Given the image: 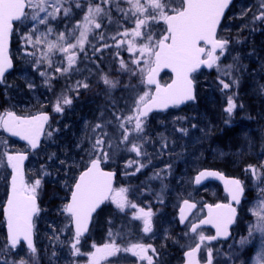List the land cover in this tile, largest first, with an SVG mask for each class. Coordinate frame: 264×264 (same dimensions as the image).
Segmentation results:
<instances>
[{"label":"snow or ice","instance_id":"1","mask_svg":"<svg viewBox=\"0 0 264 264\" xmlns=\"http://www.w3.org/2000/svg\"><path fill=\"white\" fill-rule=\"evenodd\" d=\"M231 3L232 0H0V85H6V73L14 68V57L9 54L13 35L21 41L24 62L44 79L49 90L57 74L71 75L80 71L76 67L78 57L81 54L86 57L85 43L89 33L95 30H101L98 35L105 41L104 47L111 48L103 29L115 25L114 34L107 39L113 41L117 57L121 50L130 54L127 60L118 61L120 73L128 77L127 83L114 80L108 74L102 77L109 90L122 84V91L128 95L120 98L122 104L110 98L107 106L99 110L96 122L75 145L83 153L79 159L70 162L67 155L64 159L55 153L47 156V161L57 166V174L60 170L64 172L63 184L67 191L62 207L57 208L63 221L49 226L48 239L53 249L50 264L59 260L58 253L64 249H67V264H123L129 259L127 254L135 258L132 264H164V254L153 244L142 240L125 243V225L117 228L114 219L106 221V242L89 243L90 225L95 226V217L110 203L115 206L117 216L139 221L142 233H153L156 212L146 195L151 194L159 204H164L162 193L167 188L165 181L172 165L153 171L147 181L137 187H114L118 171L112 165L124 160L123 175L136 176L149 167L152 153L159 156L166 151L174 152L178 139L187 138L190 129H197L196 123L185 126L189 121L186 116L174 117L167 135L153 134L149 123L154 110L179 108L196 101L197 74L202 68H215L217 72L218 86L226 96L225 124L231 123L237 107L243 108V104L236 103L238 91L231 94L226 91L238 90L247 71L241 55L233 54L234 43L241 41H233L220 33L221 21ZM77 13L82 14L81 18L70 25ZM256 21L264 24V0L251 18L253 24ZM60 24L63 30H58ZM157 26H162L159 31ZM100 50L93 45V54ZM229 58L231 62L225 63ZM164 69L172 73L170 82L161 83L158 79ZM133 80L138 83H132ZM89 86L85 78L77 80L74 88L69 87L67 91L75 92L78 98L80 89ZM10 87L12 85L5 86V93ZM27 87L32 90L36 85L28 82ZM258 88L264 94V84ZM72 102V96L62 93L56 97L53 110L63 113ZM49 119L44 112L21 115L14 109H4L0 111V129L26 141L30 150H36ZM55 131L59 129H52L47 135L52 137ZM200 131L207 135L205 129ZM7 147L6 140L0 139V176L7 186L6 200L0 205L7 228L4 242L0 243V264H39L33 230L35 218L42 211L38 203L42 181L51 172L47 165H41L34 174L26 173L24 162L28 153L8 151ZM244 172L257 195L249 209L254 222L249 224L248 235L237 243L242 248L258 233L261 246L256 264H264V161L246 165ZM210 177L223 180L230 200L241 204L248 187L245 181L225 179L218 171L204 170L195 176V184ZM151 181H160L159 192L152 190ZM138 194L145 199L138 201ZM204 208L206 215L197 220H189L188 215L197 209L196 202L184 199L179 209V223L185 226V231L173 242L179 244L180 239L188 238L187 244H179L184 249L181 264H229L230 260H237L235 251L225 260H217L220 250L211 244L219 238L230 237L229 229L236 222L237 208L231 203H216L203 204L199 210L202 212ZM203 225H212L215 234L206 235ZM165 238L171 239L170 236Z\"/></svg>","mask_w":264,"mask_h":264},{"label":"rangeland","instance_id":"2","mask_svg":"<svg viewBox=\"0 0 264 264\" xmlns=\"http://www.w3.org/2000/svg\"><path fill=\"white\" fill-rule=\"evenodd\" d=\"M260 2L261 0H237L220 31L221 35L225 37H231L233 41L237 39L242 41V39H240V36H244V48L248 49L247 46L250 45L253 41H255V36L260 33H264V24H261V26L255 28L258 22L256 21L255 24L251 22L253 14L258 11V6ZM243 13H246V15H243L242 17ZM75 19L70 21V25L75 23ZM245 24H247L248 27H244ZM161 27L162 26H157V30L159 31ZM105 32L107 43L112 42L114 46V48L110 51V57L106 60L107 64L109 65L105 67V70L109 68V72L107 74L110 76V78L114 80H119V76H121L122 74L119 71L118 61L120 58L127 60L130 54L121 50L120 57H117V49L113 41L107 39L108 36L114 34L115 25H112L109 28H105ZM13 42L14 44L11 53L14 57V60L18 62V66L17 69L6 78V85H12V87L8 88L7 92L5 93L6 85H0V101L2 102L0 110L3 111L4 109H10L11 107L12 109L17 108L18 110L24 111V114H31L35 111L44 110L45 103L42 95L44 92V79L40 77L36 72H34L32 68L24 62L23 53L22 51H20L21 41L19 40V37L17 35H14ZM239 45L240 43H234L233 47L235 49V53L237 52L236 49ZM121 53L124 54L121 55ZM249 53L252 52L249 50L245 52L248 57L250 56ZM98 73V71L93 72L94 80H96V75L97 78L100 76V74ZM197 75V88L199 90V93L201 95H206L205 93L206 91H208V86L206 84L207 78L205 79V76H203V74ZM122 76H125L126 81H124V83H127L128 77L126 75ZM243 76H247L246 78L249 79L250 82L252 80L255 81L254 88H256V90L258 89L259 83L264 84V80L259 82V78L261 77L256 71L247 70L243 74ZM169 79V75L163 76L162 82H167ZM99 80H102V77ZM28 82H33L36 85L35 89L30 90L27 87ZM132 83L135 84L138 83V81L133 80ZM103 85L104 84L98 85V89H100ZM115 90L110 91L112 99H116L122 104L123 101L120 100V98L122 96L126 97L128 93L120 90ZM12 95L16 96V102L11 99ZM258 96L263 97L264 94H261L258 90ZM7 97L11 99V102L9 100L7 101ZM104 97V95L102 98L99 96V98L101 99H104ZM92 104L94 106L90 107L88 111H86L85 109H81V104H76V106H73L66 113V116H63L55 125H53L50 130L59 129V131L53 132L52 137H49L48 135L46 136L41 150L35 153L34 158L31 160L28 166V174H34L37 170L41 168V165H47L48 171L51 172V175L45 177L44 180L46 181L47 185H56L60 188V192L57 193V195L55 196V200L52 204H48L45 195V201L43 202V207L41 208L42 211L35 219V228L37 236L36 248L38 250V256H43L42 259H45L47 263H50V255L53 250L50 246V242L48 239V234L50 232L49 226L53 223L60 224L63 221V217L58 214L57 208L62 207L64 198L67 195L66 188L63 184L64 172L60 170L59 174H57V166L47 161V156L51 153H55L60 159H64L65 155H67L70 162L72 160L79 159V157L83 153L79 152L76 149L75 145L77 141L81 138L82 135L85 134L87 130H90V126L96 122V118L99 115V110L107 106L105 103L102 104L100 101H97L96 103L92 102ZM195 105L196 103L188 106L186 109L183 110L174 109L166 113H156L150 116L149 130L153 134L164 133L165 135H167V133L170 132L172 129L173 118L177 116L189 117V121L185 126H190L191 123H196L198 125L197 129H190V134L187 138L178 139L177 144L175 145L174 152L166 151L161 155L157 156L155 155V153H152V149L149 148V152L152 153L151 164L149 165V167L145 168L141 173L137 174L142 175L141 180L147 181V178L153 173V171L164 169L166 165L171 164L172 167L170 169V175H168V178L165 181L167 188L162 193V196H164L165 198H167L169 195L168 199L169 201H172L171 203H168L169 205L177 206L179 205L181 200L187 196L186 185L188 182L189 170H199V168L202 167V161L203 159H205V157H210L209 159H206L208 160V162L210 161V163L214 162L217 158H219L220 161H224L225 159L231 157L232 159L230 161L233 171L236 167L242 170V166L246 167V165L248 164H258L264 161V151H262V146L260 147L256 144H247L246 148L234 149V144L230 141L231 139H233V136H228L224 141L220 139L217 134H214L212 133V131L202 127L201 123L204 119L203 116L195 114V111L197 110ZM193 117L195 119H192ZM251 119L254 118H249L246 121H250ZM165 125L167 126V129L165 128ZM246 126V124L243 125V122H241V131H247ZM200 129H205L207 135L201 132ZM0 139H3L1 135ZM248 141H250L249 135H245L241 139V142H239V144L243 145L246 144ZM221 142H223L224 144H222ZM181 145H185L186 147H181ZM7 146L8 147L6 150L8 151L13 152L15 150L12 143L7 142ZM120 162H124V160H118L117 163ZM244 169L243 171H241L242 174L244 172ZM134 177L135 176L126 178L129 181H136L133 180L136 179ZM43 182L44 181H42L41 190L39 191V196L41 198L45 194V191H42L44 190ZM158 183V181H151V186L155 187H152L153 190H157L159 188ZM121 186L125 185L121 183ZM131 187H134L132 182ZM249 187L252 195H250L246 199L245 210L243 212L246 216L244 220L245 223L243 222L242 227H238L235 230V235H233L231 240L224 243L226 245L222 248L224 249L222 250L223 254H221L219 257V260L223 261L227 258L228 254L234 251L237 252L239 258L237 260H230L229 264H256L257 253L261 246L258 233L256 234L255 239H252L248 244L244 245L242 248L237 243L241 237L248 235L247 229L249 227V224L250 222H254V217L252 216L249 209L253 206V202L256 199L257 193L256 190L251 187V184L249 185ZM6 188L7 186L5 184V181L3 177L0 176L1 198L5 196ZM5 237L6 235L4 231V220L0 219V243L4 242ZM89 243H91V240L89 241ZM229 245H231L232 247L230 248ZM58 255L60 258L59 260L55 261V264H67V249H64L63 252L58 253Z\"/></svg>","mask_w":264,"mask_h":264},{"label":"flooded vegetation","instance_id":"3","mask_svg":"<svg viewBox=\"0 0 264 264\" xmlns=\"http://www.w3.org/2000/svg\"><path fill=\"white\" fill-rule=\"evenodd\" d=\"M81 13L76 14V20H79L81 18ZM58 30H63V24H60L58 26ZM101 30H95L94 33H89L88 35V41L85 43V49H86V57L85 54H81L78 57V63L76 67L80 70L79 72H75L74 74L71 75H60L57 74V78L52 82V90H49V88L44 84V92H43V100L45 103V109L43 110L45 113H47L50 117V121L46 127V136L47 132L50 131L51 127L55 125L63 116H66V113L73 107L76 106V104H81L80 108L85 109L88 111L90 107L94 106L92 104L96 103L97 101H100L102 104L105 103L107 105V102L110 98H112L110 91L108 90L106 85H103L101 87V91L98 89V85H102L103 80H99L101 77H103L104 74H107L109 72V68L105 70V67L108 66L106 60L107 58L110 57L111 55V49L114 48L112 42L108 43L111 44V48H105L104 47V40H101L99 38L98 33ZM104 33L105 29H103ZM78 34V33H77ZM95 37V38H94ZM52 38L55 39V36ZM107 42V40H106ZM93 45L97 48H100L101 50L93 54ZM126 52V51H125ZM124 52V53H125ZM124 53H121L124 54ZM59 66V65H56ZM99 72L100 76L97 78V75L95 76L96 80H94V75L93 72ZM97 74V73H96ZM85 78H87V82L89 83V88L88 89H80L79 96L78 98L76 97L75 92H69L67 89L69 87L75 86V82L77 80L83 81ZM121 81H125L121 80ZM169 81V80H168ZM167 81V82H168ZM101 82V84H100ZM116 90L122 91V85H120ZM115 90V91H116ZM67 94L73 97V102L72 105L67 106L65 111L63 113H56L53 110V104L58 95L61 94ZM19 95V94H18ZM105 96L104 99H101ZM99 96L101 98H99ZM11 99L16 102V96L12 95ZM11 99L7 97V101L9 100L11 102ZM21 102V100H20ZM4 103V102H3ZM0 105H2V102L0 101ZM10 109H12L10 107ZM17 110L16 112L23 113L24 111L18 110L17 108L14 109ZM36 112V111H35ZM34 112V113H35ZM25 113V112H24ZM1 130V136L2 134V129ZM4 137V136H3ZM6 138V137H5ZM8 143H12V145L17 148H21L19 143H14L10 139L6 138ZM210 157H205L202 161V167L197 169H191L189 170V176H188V182L186 185V197H184L179 205H169L168 203H171L172 201H169L168 197L165 198L163 197V200H165L164 204L161 205L157 202L156 197L152 196L151 194L146 195V199L150 200L152 204L154 205L153 211L156 212V216L153 218V233L150 234H144L140 230L141 228V222L139 221H131L130 219H126L122 215L117 216L115 214V206L106 203V206L104 207V210L100 212L98 216L95 217L93 223L94 227L91 225V242L95 241L97 243H102L106 242L108 237H107V230H108V224L106 221L109 218H112L116 221V227L119 228L121 225H125L124 233H125V243L128 241L136 242V241H143L145 243H151L153 244L159 251H161L163 255V260L164 264H181L182 259H183V251L179 244H186L188 243V238H183L179 240V244L174 243L173 241L182 237L183 232L185 231V226L183 224L179 223V209L183 203L184 199H189L190 202H196L197 203V209L193 210L192 214L189 215V220H197L198 218L206 215L207 209L204 208L203 211L201 212L199 209L201 205L203 204H216V203H221V204H226L229 201L228 196L226 195L224 188L222 187L221 184H219L216 181L209 180L206 182H203L199 185L195 184V176L198 174V171L200 169L204 168L205 162L208 161L206 159H209ZM190 165V164H189ZM123 167H124V162L116 163L112 165L113 169H116L118 171V176L117 179L114 181V187H120L121 183L127 186H131V182L133 183L134 187H137L141 184L142 181V175H136L133 180L136 181H129L127 180L126 176L123 175ZM242 168V167H241ZM196 170V171H195ZM243 171V169L241 170ZM236 172L232 176H236L238 179H241L245 181V183L248 185L245 191V196L242 199L241 204L237 207L238 211V216H237V222L232 230L233 235H235V230L243 225V222L245 223V204H246V199L252 195L251 190H250V181L248 178L245 176L244 172ZM158 186L159 188L157 190H153L155 192L160 191V181H158ZM153 187V186H152ZM58 188V192H60V188ZM155 188V187H153ZM159 190V191H158ZM57 192V193H58ZM172 197V196H171ZM145 197L137 195V200H144ZM187 223V221L185 222ZM203 231L205 232L206 235H214L215 230L211 228H207L202 226ZM166 236H170L171 239H166ZM36 240L37 236L35 235ZM212 246H214V249H219L220 254L217 255L216 259L219 260V257L222 253V249L226 244L224 242L217 240L211 242ZM161 245H166V247H161ZM221 247V249H220ZM46 251V250H45ZM45 255V252H44ZM129 257L128 260L124 261L123 264H132V260L135 258H132L130 254H127ZM39 264H50L45 261V259H42L43 256L39 255Z\"/></svg>","mask_w":264,"mask_h":264},{"label":"trees","instance_id":"4","mask_svg":"<svg viewBox=\"0 0 264 264\" xmlns=\"http://www.w3.org/2000/svg\"><path fill=\"white\" fill-rule=\"evenodd\" d=\"M257 22L258 24L255 28L261 26V22ZM243 38L244 36H240L242 41L236 51L241 55L242 63L245 65L247 70L258 72L259 76L261 77L259 78V82H261L264 80V33L256 35L255 41L247 46L248 49L244 48ZM248 50L254 54L248 57L245 54V52ZM233 54H235V51ZM224 62H231L230 58ZM202 74L205 76V79L207 78L206 84L208 86V91H206V95H201L198 90L195 105L197 109L195 114L203 116L204 119L201 123V126L212 131V133L217 134L218 137L224 141L228 136H233V139L230 141L234 144V149L246 148L247 144H256L261 147L264 144V96H258L259 88L257 90L254 88L255 81L252 80L250 82V80L246 78L247 76H243L238 90H226L229 94H231V91H238L236 103L237 105L243 104V108L237 107L232 115L231 123L225 124L224 120L226 119V115L223 109L226 107V96L222 94L220 87L218 86L217 72L214 68L211 71L204 72ZM124 79L126 81L125 76H119V80ZM260 84L261 83H259L258 86ZM252 117L254 119L246 121ZM241 122H243V125H247V131H241ZM245 135H249L250 141H248L246 144L240 145L239 142H241V139ZM221 143L224 144L223 142ZM217 159L212 163L209 161L205 165L222 169L227 174H235L236 172L241 171L237 167L234 168V171L232 170L230 161L232 159L231 157L227 158V160L224 162L217 161ZM244 168L245 166H242V169ZM43 181L44 190L42 191H45V194L42 198L39 196L41 206H43V202L45 201V195L48 204H52L55 200L52 198L58 192V188L55 185H52V187L50 184L47 185L45 180Z\"/></svg>","mask_w":264,"mask_h":264},{"label":"water","instance_id":"5","mask_svg":"<svg viewBox=\"0 0 264 264\" xmlns=\"http://www.w3.org/2000/svg\"><path fill=\"white\" fill-rule=\"evenodd\" d=\"M234 1H235V0H232V3L230 4L229 8L226 10L225 17L227 16L229 10L231 9V7H232ZM224 19H225V18H224ZM224 19L221 21V26H222V24H223ZM11 43H12V39H11L10 46H9V54H10V49H11ZM203 69H205V70H210V69H208V68H206V67L202 68L201 70H203ZM11 70H13V69H11ZM11 70H9V72H10ZM9 72H8V73H9ZM164 72H169V73L172 75V73H171V71H170L169 69H164V70L161 71V73L159 74V77H158L159 80H160V76H161V74L164 73ZM8 73H6V75H7ZM160 82H161V81H160ZM188 103H190V102H188ZM188 103H186V104H188ZM186 104L181 105V106H179V107L181 108V107L185 106ZM171 109H172V107H170L169 109L164 110V111L154 110L153 113H155V112H166V111H169V110H171ZM49 118H50V117H49ZM49 121H50V119H49ZM48 123H49V122H48ZM46 127H47V124L45 125V130H46ZM6 134H7L8 136L12 137L10 134H8V133H6ZM12 138H15V139H17V140H19V141L24 142V143L27 144L26 141L21 140L19 137H12ZM43 138H44V135L41 136L40 146H41V143H42ZM40 146H39V148H40ZM39 148H38V149H39ZM38 149H36V150H38ZM36 150H33V151H36ZM28 158H29V154H28ZM27 162H28V159L24 162V167L26 166V163H27ZM205 170H209V171H218V170H214V169H205ZM203 171H204V170H203ZM25 172H26V170H25ZM218 172H220V171H218ZM220 173H221V172H220ZM222 175L224 176L225 179H234V178H235V177H231V176H226V175H224L223 173H222ZM209 180H213V181H218V182H220V183L223 185L224 191H225V192L227 193V195H228V192L225 190V185H224V181H223V180L218 179V178H215V177H210V178H205V179H203L201 183L206 182V181H209ZM201 183H200V184H201ZM196 185H197V184H196ZM38 203H39V202H38ZM230 203L232 204L233 207H234V206H237V205L235 204V202H233V201H231V200H230ZM188 215H190V214H188ZM233 225H234V224H233ZM233 225L230 226V229H229V230H230V233H231V228H232ZM90 226H91V225H90ZM203 226L213 228L212 225H203ZM5 228H6V226H5ZM214 230H215V228H214ZM6 234H7V228H6ZM231 236H232V233H231V235H230L229 238H227V239L219 238L218 240H229V239L231 238ZM33 241H34V230H33Z\"/></svg>","mask_w":264,"mask_h":264}]
</instances>
